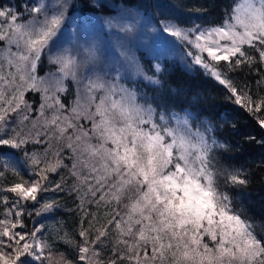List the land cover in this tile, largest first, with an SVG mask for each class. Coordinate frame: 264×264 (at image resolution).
<instances>
[{
  "label": "snow or ice",
  "instance_id": "6c2138e0",
  "mask_svg": "<svg viewBox=\"0 0 264 264\" xmlns=\"http://www.w3.org/2000/svg\"><path fill=\"white\" fill-rule=\"evenodd\" d=\"M170 6L189 19L165 16L150 31L222 85L264 133V0H234L221 22L207 25L190 19L206 9ZM70 7L0 0V147L22 153H0V180L16 177L0 184V264H264V225L235 203L233 189L247 187V173L223 163L231 146L216 125L126 82L139 77L163 88L161 63L149 75L127 49L106 60L95 41L64 39ZM137 23L105 20L123 33ZM42 58L55 70L41 76ZM69 82L75 98L66 104ZM29 92L40 96L35 107ZM247 140L264 145V135ZM61 169L70 185L51 178ZM49 192L79 200V240L66 231L49 240L34 219L60 207ZM60 243L75 259L58 251Z\"/></svg>",
  "mask_w": 264,
  "mask_h": 264
},
{
  "label": "trees",
  "instance_id": "16d2710c",
  "mask_svg": "<svg viewBox=\"0 0 264 264\" xmlns=\"http://www.w3.org/2000/svg\"><path fill=\"white\" fill-rule=\"evenodd\" d=\"M7 1V0H3ZM71 11L78 7L80 12H92L102 17L109 16L115 11V6L122 8H134L145 15H148L153 24H158L165 16L175 15L181 19H189L182 11H177L170 5L173 3H183L191 7H202L206 9L200 18L193 14L190 18L195 23L215 24L221 22L224 10L234 3V0H101L99 6H93L86 0H73ZM9 2V1H7ZM14 5L21 4V0H11ZM136 57L145 65L149 75L154 73L152 65L161 63L164 71L160 73L163 81V88H155L147 84L143 79L131 77L126 81L129 86L137 87L138 91L146 92L150 100L168 105L170 108L181 111L188 110L199 121L211 122L217 127V138L231 146V151L224 154L223 163L235 168H242L247 173L249 183L246 188H236L235 203L237 207L243 209L244 213L257 225H264V145L250 143L248 136H256L257 139L264 135L261 129L255 124L247 112L227 99L230 95L226 89L214 78L206 76L198 66L190 68L186 63H181L177 58L143 56L142 52L136 53ZM54 71V66L48 65L42 58V64L38 67V74ZM238 79H243L244 73H231ZM248 83L255 87V77H249ZM30 101H35L34 107L39 104L38 93L29 92L26 96ZM75 98L74 85L69 82V93L62 96L66 104ZM235 125V127H233ZM55 147V145H54ZM42 145L29 144V151L42 150ZM8 152L16 156L22 153L14 149L0 147V153ZM70 165V161H65ZM25 178L27 173L25 172ZM61 175L67 184L72 183L67 169H61L59 174H52L53 180H60ZM16 180V177L7 174L0 184H9ZM11 196L12 194H8ZM45 198L56 199L60 207L54 213L45 214V217H34L45 224L46 235L52 240L57 235H63L66 231L70 237L79 240L77 229L80 223V213L78 209L79 200L75 195L67 193H45ZM95 211V206H89ZM3 208L0 207V212ZM103 209H101V214ZM29 222V227H31ZM59 229V232H57ZM259 231V227L257 228ZM58 251H63L69 259H75V251L68 245L60 243L57 245ZM107 258V257H105Z\"/></svg>",
  "mask_w": 264,
  "mask_h": 264
},
{
  "label": "rangeland",
  "instance_id": "374dc122",
  "mask_svg": "<svg viewBox=\"0 0 264 264\" xmlns=\"http://www.w3.org/2000/svg\"><path fill=\"white\" fill-rule=\"evenodd\" d=\"M7 1L3 2L13 4L11 0ZM86 1H90L91 4L96 7L99 6L101 2V0ZM24 2H28L30 5L34 0H21V4ZM48 2L51 3L52 0H48ZM69 3L73 6L74 1L69 0ZM78 6L72 11V7L68 10L71 19L68 21L64 31V39L67 41L71 42L74 37L81 41H95L100 48L102 59L106 60L119 58L120 51L127 49L135 56L138 52H142L143 56L158 55L160 58L173 56V58H177L181 63H185L180 59V53L165 43L168 37L164 36L163 39H156V34L150 31L153 23L148 15H145L134 8L115 6L114 12L109 16L102 17L84 10L80 12L79 8L82 7ZM109 17H116L117 19L122 20V22L139 20V23H137L133 32L123 33L119 32L116 28L110 29L106 26L105 20ZM44 59L47 61L46 58ZM44 74L45 72L40 73L39 75L42 76Z\"/></svg>",
  "mask_w": 264,
  "mask_h": 264
}]
</instances>
